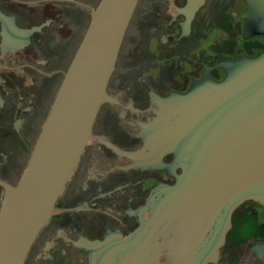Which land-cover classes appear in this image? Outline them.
Listing matches in <instances>:
<instances>
[{"label": "flooded vegetation", "instance_id": "1", "mask_svg": "<svg viewBox=\"0 0 264 264\" xmlns=\"http://www.w3.org/2000/svg\"><path fill=\"white\" fill-rule=\"evenodd\" d=\"M100 1L0 0V208ZM188 3L139 1L85 150L24 264H264V198L233 208L201 255L180 216L154 224L184 174L191 97L264 55V0H202L187 15Z\"/></svg>", "mask_w": 264, "mask_h": 264}, {"label": "water", "instance_id": "2", "mask_svg": "<svg viewBox=\"0 0 264 264\" xmlns=\"http://www.w3.org/2000/svg\"><path fill=\"white\" fill-rule=\"evenodd\" d=\"M139 1L101 0L94 8L23 176L15 186L2 182L0 264H24L48 223L107 99ZM201 1L189 0L183 12H194ZM199 95L185 113L184 174L157 204L154 220L158 228L180 216L193 255L218 241L233 208L247 198H264V55L242 61L226 81Z\"/></svg>", "mask_w": 264, "mask_h": 264}]
</instances>
